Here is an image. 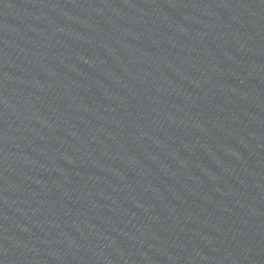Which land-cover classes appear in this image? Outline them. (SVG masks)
Returning <instances> with one entry per match:
<instances>
[{"label": "water", "instance_id": "1", "mask_svg": "<svg viewBox=\"0 0 264 264\" xmlns=\"http://www.w3.org/2000/svg\"><path fill=\"white\" fill-rule=\"evenodd\" d=\"M0 264H264V0H0Z\"/></svg>", "mask_w": 264, "mask_h": 264}]
</instances>
